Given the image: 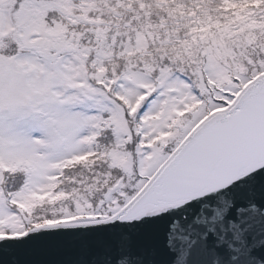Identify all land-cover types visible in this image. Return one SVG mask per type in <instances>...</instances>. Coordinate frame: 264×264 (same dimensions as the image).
<instances>
[{"label": "snow or ice", "instance_id": "1", "mask_svg": "<svg viewBox=\"0 0 264 264\" xmlns=\"http://www.w3.org/2000/svg\"><path fill=\"white\" fill-rule=\"evenodd\" d=\"M0 264H264V0H0Z\"/></svg>", "mask_w": 264, "mask_h": 264}, {"label": "water", "instance_id": "2", "mask_svg": "<svg viewBox=\"0 0 264 264\" xmlns=\"http://www.w3.org/2000/svg\"><path fill=\"white\" fill-rule=\"evenodd\" d=\"M53 259L55 258V257H52Z\"/></svg>", "mask_w": 264, "mask_h": 264}]
</instances>
